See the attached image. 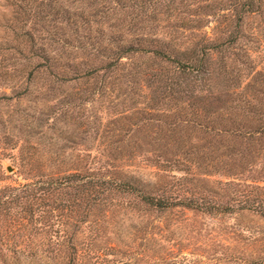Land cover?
<instances>
[{"label":"trees","instance_id":"1","mask_svg":"<svg viewBox=\"0 0 264 264\" xmlns=\"http://www.w3.org/2000/svg\"><path fill=\"white\" fill-rule=\"evenodd\" d=\"M262 16L264 0H36V70L81 88L55 114L98 142L69 159L7 152L19 167L0 161V235L34 232L58 264H198L154 237L148 250L110 240L177 210L264 219ZM126 167H155L152 187Z\"/></svg>","mask_w":264,"mask_h":264},{"label":"rangeland","instance_id":"2","mask_svg":"<svg viewBox=\"0 0 264 264\" xmlns=\"http://www.w3.org/2000/svg\"><path fill=\"white\" fill-rule=\"evenodd\" d=\"M256 24L255 18L248 19L246 28L249 30ZM65 25L63 22L62 26ZM0 46L12 48L0 51V72L3 74L0 76V161L16 171L19 164L10 159L7 152L28 155L47 152L69 159L73 146H79L86 138L95 145L98 142L95 133L87 136L76 123L55 114L57 107L79 102L80 99L75 100L79 97L75 91L81 88L78 82H55L52 73H60V76L72 73L36 70L39 62L35 56L36 0H0ZM5 65L12 69L2 70L1 66ZM83 104L94 116L91 119L99 123L102 118L98 102L84 100ZM17 140L19 144L12 148ZM155 170V167H126L124 172L133 177L132 181L141 180L152 187L156 180ZM215 178L223 176L211 179ZM154 221L160 228H149L148 233L137 235L136 232L132 236L127 232L133 229H124L123 234L118 233V237L110 241L121 248L134 244L148 250L149 240L154 237L162 249L172 251L171 258L196 257L198 264H212L215 261L207 257L217 256L220 258L217 264H264V219L256 214L243 212L220 220L191 210H177L174 214H161ZM142 225L136 228L141 229ZM235 228L244 229L243 236L233 234ZM18 233L0 235V264L59 263V255L53 248L39 246L36 249L34 232L30 238L25 232L20 237Z\"/></svg>","mask_w":264,"mask_h":264},{"label":"water","instance_id":"3","mask_svg":"<svg viewBox=\"0 0 264 264\" xmlns=\"http://www.w3.org/2000/svg\"><path fill=\"white\" fill-rule=\"evenodd\" d=\"M7 170H8V172L12 173L14 171V168L11 166H8Z\"/></svg>","mask_w":264,"mask_h":264}]
</instances>
